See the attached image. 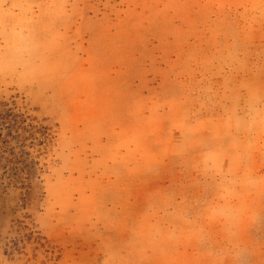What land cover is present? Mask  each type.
I'll return each mask as SVG.
<instances>
[{
  "label": "rangeland",
  "instance_id": "obj_1",
  "mask_svg": "<svg viewBox=\"0 0 264 264\" xmlns=\"http://www.w3.org/2000/svg\"><path fill=\"white\" fill-rule=\"evenodd\" d=\"M0 264H264V0H0Z\"/></svg>",
  "mask_w": 264,
  "mask_h": 264
}]
</instances>
